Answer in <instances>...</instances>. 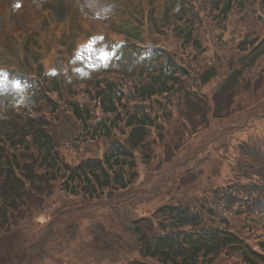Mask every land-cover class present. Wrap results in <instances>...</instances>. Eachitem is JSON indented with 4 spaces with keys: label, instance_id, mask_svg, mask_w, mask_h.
<instances>
[{
    "label": "trees",
    "instance_id": "1",
    "mask_svg": "<svg viewBox=\"0 0 264 264\" xmlns=\"http://www.w3.org/2000/svg\"><path fill=\"white\" fill-rule=\"evenodd\" d=\"M202 36L199 34L196 39L190 37L184 43H191L196 52L200 50L203 53L200 48ZM186 55L190 56L189 53ZM239 56L240 53L235 58L238 59ZM259 61L258 72L253 75L259 74L260 80H263L256 94L260 91L259 95L264 99V90H260L264 86V58H259ZM207 63L206 58L188 61V67L192 69H187L186 74L197 79L203 65ZM212 70L204 77L206 81L214 77ZM249 70V67L245 69L246 75ZM178 74V70H175L174 82L169 83L166 77L158 87L153 82L139 85L134 79H118V76L111 78L117 81L102 78L74 87L69 84L65 87L58 81L49 86L44 81L39 82L33 90L40 104L36 110L37 119L27 116L18 121H0V228L7 230L18 224L16 216L21 211L35 216L39 210L34 208L37 204L48 217L45 223H39L43 229L37 234L46 231L54 240L52 243L47 241L37 253L32 250V254L20 264H43L48 257L55 259L57 264H65L60 257H54V253H63L72 248L71 243L79 228L76 227L79 216L75 218V213L83 209L79 206L87 207L105 202L108 207H116L130 198L145 200L159 194H162L164 200L172 202L156 209L161 213L157 226H154L155 222L151 217L145 218V226L137 222V252L140 256H126V253L118 259L105 256L98 264H125L127 260H131L129 264H201L202 258H206L211 264L215 259L216 264H228L234 254L240 255L246 264H264V245L259 246L261 254L244 252L242 239L233 233L232 228L221 235H206V238L199 235L204 228L214 226L220 211L230 207L236 200L234 195L237 198L235 193L240 192L238 187L232 185L220 198L215 196L205 202H201V195L194 193L188 198L173 202V186L165 189L168 183L183 175L189 162L195 160L199 167L197 157L200 151L202 153L203 149L219 140V137H211L196 145L195 140L181 142L187 137V130L169 129L166 124L167 129L165 123L157 121L159 115L148 110L146 100L161 94H164L163 101L172 107L175 99L168 98V93H172L177 85L180 86V90L179 87L177 90H185L190 82V78L186 81L184 75ZM133 88H137L138 92L132 93ZM163 106L164 103L161 108ZM122 138L125 139L121 140ZM105 142H110V147H103L101 156L96 154V147ZM261 148L262 146H256L251 149L254 151V173H244L253 178L255 185L260 182L264 184V158L259 155L263 154ZM62 149L71 150L76 155V161H66L61 153ZM179 151L186 152L183 163L177 157ZM231 159L236 158L232 156ZM141 165L151 169L144 178L141 177ZM159 165L162 166L158 167ZM240 165V162L232 165L231 170L238 171ZM167 166L171 168L169 174L156 186L146 189L148 178L159 176L157 174L164 171L162 167L166 169ZM255 188L258 187L249 190ZM58 192L68 199L66 202H74L73 209L68 205L62 209L64 215L70 214L76 219L74 231H69L66 227V232H57L58 228L56 231V225L60 224L62 216L53 203ZM29 204L31 211L26 208ZM241 208L245 209L241 211L248 212V218L252 208L263 215L264 194L258 193L250 199V205L246 204ZM86 211L83 216L87 215L89 208ZM252 225L256 227L257 223L253 221ZM251 231L260 232L256 237L261 241L264 239V226L259 232L253 230V227Z\"/></svg>",
    "mask_w": 264,
    "mask_h": 264
},
{
    "label": "rangeland",
    "instance_id": "2",
    "mask_svg": "<svg viewBox=\"0 0 264 264\" xmlns=\"http://www.w3.org/2000/svg\"><path fill=\"white\" fill-rule=\"evenodd\" d=\"M11 1V0H10ZM9 0H0V49H12L15 47H18L20 45V42L22 40H25L27 42H30L31 40L37 41L39 39H43L44 43V53H45V60L44 65L46 68L52 69L55 68L54 74L56 77L65 74L66 72H70L71 74L75 76H84L87 77L89 73L92 71H101L103 69H108L111 67V63L113 62L112 54L110 52V45L112 44V41L107 36H94L90 42H88L82 49H80L74 56H72L71 61L69 63L67 71L63 68V56H61L60 46L57 45L58 39L64 34L66 35L69 33V28L66 26L68 23H64L69 17H72L73 19L78 18V10L82 12L83 18H92L91 20L88 19V22L90 25H94L97 27H104L108 28L105 29V32L107 30L113 29V24H121L123 23V17L124 14L121 13V8L124 10V5L119 3L118 0H28L26 2V5H24V1L21 0V2L14 6L11 4ZM20 1V0H19ZM23 1V2H22ZM117 5L119 7H117ZM161 5L163 3L161 0H156L155 4L153 5V11L155 14L159 15L161 10ZM139 6V5H138ZM137 6V7H138ZM4 10L8 12V15L6 17L3 16ZM142 12V10H140ZM138 12L145 20V15L141 14V12ZM118 13L119 15L114 17V14ZM35 18L38 21L37 25V31L34 32L32 36L29 35H23V33H20L23 29L26 30L30 22L28 21V18ZM157 20V19H155ZM63 25V27L58 26ZM92 22V23H91ZM63 23V24H62ZM132 22L130 20H126L123 23V27H127ZM10 26L11 28H17L19 29L16 36L9 35L5 38H1V31L4 27ZM52 26H56L53 30ZM74 26H77V22H74ZM128 28V27H127ZM42 32V33H41ZM264 35V32L262 34V37ZM141 36L144 37V39H147L149 37L146 33H141ZM73 38V36H72ZM72 41V39H71ZM46 44H54L56 45L53 49V53L48 51L46 49ZM40 47V46H38ZM74 47L69 48L68 46L62 47L64 52L71 53L73 55L74 53ZM258 49V48H257ZM256 49V50H257ZM208 50V49H207ZM219 49L218 47L215 48V52L218 53ZM255 53V50H252ZM63 52V53H64ZM253 53V54H254ZM214 58V56H212ZM181 60V59H180ZM264 64V63H263ZM243 65V60L237 63V65H234L233 68L236 66L238 70H243L246 67H239ZM260 64L257 65V67H252V72L257 71V68ZM67 68V66L65 67ZM231 71V66L228 67V71ZM243 75V74H242ZM241 75V76H242ZM254 78H252L253 80ZM259 82L263 83V80H260ZM223 81L221 80L219 83L214 82L213 87H209L207 90H201L198 87H195L192 91L200 90L198 93H201V96L203 99L196 104H193L189 108L188 115L180 114V109L178 108L175 110L174 114L172 115L171 119L166 122L169 128H178L180 131L182 129L187 130V137L185 139H182L181 142H184L188 139L192 140L193 134L199 130V126L203 122V119L205 117V114L209 113L207 110V107L210 106L212 103L209 101V98L207 95H204V93L211 95L213 92H219V94L215 98V102L217 103V107L224 109L225 112L232 115L231 119L229 121L233 122L237 116H234L235 113L238 111L244 110L248 108L250 105L254 103V100L258 97L256 93L245 94L243 92H239L240 90H237L240 86V83L238 82L236 86L230 88V86H222ZM218 84V85H216ZM6 86L3 88H0V113H3L8 109V107L14 105L16 107L22 106L25 107L27 110L31 111L32 108L35 106V101L30 97V95L27 93L25 86H23L21 83H17L14 85H11L9 83L5 84ZM196 86V84H194ZM209 86V85H208ZM242 88L248 87L249 90L257 89L258 88V81L257 82H250L247 81L246 83H243ZM255 87V88H254ZM207 88V86L202 87V89ZM211 90V91H210ZM239 93V94H238ZM238 94V98H237ZM254 97V99H252ZM196 98L190 97V99H187V102L196 101ZM182 100V99H181ZM198 102V101H197ZM234 103V104H232ZM232 106V107H231ZM252 107V106H251ZM261 109V108H260ZM249 112H246L243 115V120L246 119L247 116H249ZM227 122L224 123V126L227 125V128L232 127V123ZM240 122V121H239ZM254 126L250 127L247 131H244L242 134H240V137L246 138L248 135H251L253 133H258L261 137L264 138V117L260 119H256L253 123ZM202 135H198L195 137V145L203 141ZM193 145V147L195 146ZM191 147V148H193ZM202 149V148H201ZM180 153V154H179ZM65 157L67 159H72V155L65 151ZM177 156L179 158V162L183 163L184 157L186 155V152L179 151ZM176 154V155H177ZM175 155V156H176ZM205 155V152L201 153L198 158H201L199 161V167L197 165H194L196 161L189 162L187 167V170L184 173V178L181 180V185L178 188L177 192L181 193H194V194H201L203 191V187L208 184V182L212 179L215 181L216 186H219L221 182H225L229 177L227 176V172L224 169V165H222V170L218 168L217 164L215 162H212L210 159L209 162H205L202 158V156ZM205 157V156H204ZM159 163V162H158ZM180 165V164H179ZM162 165H159L158 167H161ZM197 167V168H196ZM151 169H149L146 165H141V177H146L147 172H151ZM164 170V171H163ZM171 168L169 166L164 169L162 167V171L160 174H157L159 176L148 178L146 181L149 187L156 186L158 182L165 176H167L170 172ZM216 170V172H215ZM146 179V178H145ZM178 184V183H177ZM174 185V181L171 183H168L165 189H170V186ZM58 194H60L58 192ZM172 195H175V192H171ZM164 200L162 194H159L155 196L151 201H148L145 199L144 201L137 203L135 207L130 208H122L117 210L115 213H112L110 211L111 215L116 218H121V220H126L127 217H129V220L131 219L130 216L140 215L144 210H151L155 208L159 203H161ZM57 208L63 209L66 207L65 200L60 197V195H57L53 200ZM34 205V203H33ZM68 207L70 209H73V205L71 203H67ZM72 205V207L70 206ZM29 210L31 211V205L29 204ZM34 208L39 209L36 212L35 216H30L26 211H21L19 214H17L16 218L19 220V223L12 227L6 234H3V236L0 238V264H20L23 262L28 255H30L32 250H35L36 253L39 249L44 247V245L47 243H52L54 240L50 235H47L46 231H42L37 234L39 230L43 229V226L41 224L45 223L48 219L45 212H43L42 207L35 204ZM144 213V212H143ZM23 218V219H22ZM95 218H101V216L95 217ZM92 218L85 222L84 229H90L85 230L81 233V235L78 237V241L85 242V246H89L90 244L93 245V241H99L104 250L113 251L110 249V247L107 246L103 241L99 239V237H104L106 234L105 228L100 225L99 223H96V219ZM72 223L73 220L70 219V216L68 215L65 217L60 224L56 225V231L57 232L64 231V227L66 223ZM41 223V224H39ZM99 224V225H98ZM121 226L123 227L121 232H116L114 235L118 239V241H122L123 244L131 245L133 244L132 235L129 230L130 221L122 223L120 222ZM117 223L114 224V229L116 227ZM63 229V230H62ZM37 234L36 236H34ZM95 247V245H93ZM97 247L101 248V246L97 245ZM31 247V249H30ZM83 245L76 243L74 245V250L67 253H54V257H60L65 264H93L96 262L95 258L91 255L87 254H76L77 250L82 248ZM34 251V252H35ZM32 254V253H31ZM52 257L46 258V260L43 262V264H57ZM229 262V261H227Z\"/></svg>",
    "mask_w": 264,
    "mask_h": 264
}]
</instances>
